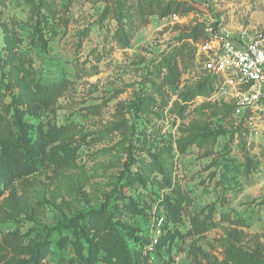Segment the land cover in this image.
<instances>
[{
    "label": "rangeland",
    "instance_id": "rangeland-1",
    "mask_svg": "<svg viewBox=\"0 0 264 264\" xmlns=\"http://www.w3.org/2000/svg\"><path fill=\"white\" fill-rule=\"evenodd\" d=\"M107 1L113 0H0L3 103H10L15 77L30 87L61 77L73 82L54 104L39 110L46 163L4 189L3 196L14 194L22 205L10 218L0 217V232L21 236L26 247L49 243L50 260L84 264L86 246L78 227L64 250L56 247L59 228L98 210L97 264H128L125 248L134 245L111 227L148 239L145 249L164 236L153 257L190 264L192 244L220 257V241L232 224L186 234L190 218L214 204L216 219L225 212L264 247V115L246 121L212 97L213 79L188 52L178 84L169 86L161 77L167 52L183 42L194 51L195 42L187 38L194 28L216 36L264 37V0H187L195 9L178 19L149 16L127 47L114 35V15L101 18ZM136 1L123 0L125 5ZM49 7L58 10L54 17L47 14ZM38 10L48 16L44 45L33 34ZM120 122L126 132L110 129ZM163 175L191 199L178 221L161 204L169 192ZM165 229L173 235H165Z\"/></svg>",
    "mask_w": 264,
    "mask_h": 264
},
{
    "label": "trees",
    "instance_id": "trees-1",
    "mask_svg": "<svg viewBox=\"0 0 264 264\" xmlns=\"http://www.w3.org/2000/svg\"><path fill=\"white\" fill-rule=\"evenodd\" d=\"M117 2H119L118 5ZM50 7L47 14L54 17L58 10L54 7L50 9ZM193 9L195 7L187 0H167L165 3L161 0H137L134 5H125L123 0H113L106 2L101 18H106L109 14L114 15L113 17L117 22L114 35L121 46L127 47L137 27L145 24L149 16L157 15L163 18L174 13L183 15ZM37 15L33 29L34 39L44 45L43 32L47 25L48 16L44 12L41 13L40 10L37 11ZM206 37L207 34L203 27L194 28L187 36V38H192L195 43ZM187 45L186 42H183L163 57L161 68L165 69V72L161 77L163 82L169 86L179 83L182 72L180 64L185 61L187 52L192 58L193 56L195 58L196 47L193 51L192 46L189 45V48L185 49ZM205 81H209V77L198 84L196 93H201ZM72 83L71 79L61 77L47 84L36 82L30 87L22 77H15L10 81L15 91L11 94L10 103L6 105L2 101L3 93L0 92V146L2 149L0 159V217L10 218L17 214L22 205L21 199L15 198L14 194L10 197L3 196L4 189L13 180L36 172L46 163L47 141L46 134L41 130V123L38 119L40 108L54 104L70 88ZM209 88L212 89L211 86ZM183 100L185 101L186 97H183ZM174 105H178L180 108L184 107L176 100ZM225 106L231 109L230 105L225 104ZM110 129L121 133L126 132V126L123 122L114 124ZM187 143L188 141L181 142L178 147L179 150H183ZM163 176L169 192L164 195L161 204L171 220L178 221L185 207L190 204L191 199L179 184L172 182L171 176ZM215 210L214 204L209 205L205 214H202L203 211H201L192 216L190 228L186 234L198 236L213 229L220 222L232 224L220 241V257L204 250L199 244H192L188 249V255L191 258L190 264H264L263 245L258 240L249 237L237 222H231L225 212L220 211L216 219L214 217ZM74 226L78 227V238L86 246L84 264H97L100 259L97 237L102 229L101 213L98 210L91 213L87 212L79 223L74 219L63 223L59 228L60 237L56 242L57 248L65 249L71 241L69 237H71ZM110 229L119 235L120 240H123L125 235L133 243L134 247L129 249L127 246L125 248L128 264H171L169 259L162 258L160 260L153 257V254L160 252L158 250L160 240L165 244L166 238L164 236H158L156 244L152 245L150 249H145L150 241L135 234L131 229L125 227L122 233L113 227ZM170 232L173 235L174 232L171 229H165L163 233L169 235ZM49 245V243L42 242L26 247L21 236L0 232V264H72L70 260L65 261L62 257L50 260L52 248Z\"/></svg>",
    "mask_w": 264,
    "mask_h": 264
},
{
    "label": "built area",
    "instance_id": "built-area-1",
    "mask_svg": "<svg viewBox=\"0 0 264 264\" xmlns=\"http://www.w3.org/2000/svg\"><path fill=\"white\" fill-rule=\"evenodd\" d=\"M178 19L181 15L171 14ZM195 43V60L213 79L211 96L251 122L264 115V37L216 36Z\"/></svg>",
    "mask_w": 264,
    "mask_h": 264
}]
</instances>
